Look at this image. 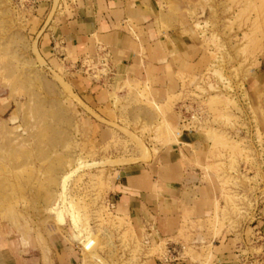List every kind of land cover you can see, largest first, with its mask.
<instances>
[{"label": "rangeland", "instance_id": "374dc122", "mask_svg": "<svg viewBox=\"0 0 264 264\" xmlns=\"http://www.w3.org/2000/svg\"><path fill=\"white\" fill-rule=\"evenodd\" d=\"M68 1L49 0L44 13L36 0H0V264H53L73 232L78 264H146L165 247L190 264L205 252L208 263L221 233L214 242L233 235L242 263L264 264V0L175 7L177 30L201 65L180 76L166 103L108 70L102 48L83 59L77 72L109 91L95 114L77 96L74 68L44 49L43 33ZM184 134L207 146L200 167L216 189L215 209L174 242L150 247L109 206L114 174Z\"/></svg>", "mask_w": 264, "mask_h": 264}, {"label": "crops", "instance_id": "0c3cea01", "mask_svg": "<svg viewBox=\"0 0 264 264\" xmlns=\"http://www.w3.org/2000/svg\"><path fill=\"white\" fill-rule=\"evenodd\" d=\"M36 1L45 13L49 0ZM185 1L189 0L68 1L69 11L43 33L44 49L51 57L62 56L59 59L70 71L74 68L77 96L84 97L87 102L82 103L93 114L99 103L105 105L109 91L104 82L76 68L83 59L99 54L100 48L108 70L145 86L149 102L166 103L179 91L180 76L197 74L201 65L198 52L186 46L174 22L175 7ZM181 138L176 145L160 148L150 160L125 164L114 174L112 203L150 247L174 242L184 225L210 217L215 209L216 189L200 167L206 163L207 146L190 134ZM235 239L227 234L221 242L213 241L209 262L204 252L198 264H244L246 257ZM165 249L146 264H190L189 258L171 257L170 247ZM80 255V247L62 238L53 264H78Z\"/></svg>", "mask_w": 264, "mask_h": 264}, {"label": "bare ground", "instance_id": "6f19581e", "mask_svg": "<svg viewBox=\"0 0 264 264\" xmlns=\"http://www.w3.org/2000/svg\"><path fill=\"white\" fill-rule=\"evenodd\" d=\"M143 150H141V155H142V157H144V155L147 157V153H146V151L144 150V148H142ZM134 162V161H133ZM73 238L75 239V236H74V232H73Z\"/></svg>", "mask_w": 264, "mask_h": 264}, {"label": "water", "instance_id": "95a60500", "mask_svg": "<svg viewBox=\"0 0 264 264\" xmlns=\"http://www.w3.org/2000/svg\"><path fill=\"white\" fill-rule=\"evenodd\" d=\"M70 238H71V240H72L74 243H76V244H81V243L77 242V241L73 238V233L70 234ZM81 245H82V244H81Z\"/></svg>", "mask_w": 264, "mask_h": 264}, {"label": "built area", "instance_id": "2783aa9c", "mask_svg": "<svg viewBox=\"0 0 264 264\" xmlns=\"http://www.w3.org/2000/svg\"><path fill=\"white\" fill-rule=\"evenodd\" d=\"M109 206H110V208H114V203L111 202V203L109 204Z\"/></svg>", "mask_w": 264, "mask_h": 264}]
</instances>
